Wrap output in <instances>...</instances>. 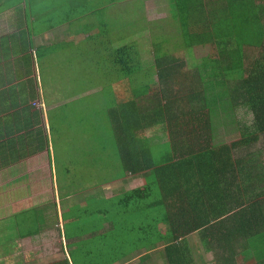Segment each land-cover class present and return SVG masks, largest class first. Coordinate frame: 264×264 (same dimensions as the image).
<instances>
[{"label": "trees", "instance_id": "trees-1", "mask_svg": "<svg viewBox=\"0 0 264 264\" xmlns=\"http://www.w3.org/2000/svg\"><path fill=\"white\" fill-rule=\"evenodd\" d=\"M123 2L44 0L38 7L37 0H0V177L41 152V139L48 143L44 128L33 130L41 122L36 104L44 98L34 61L46 71L42 85L66 94V102L49 111V136L70 129L75 105L97 123L90 140L97 143L106 131L117 148L99 173L112 180L92 186L94 177L72 188L68 163L56 156L51 199L0 218V258L57 224L66 248L64 259L52 264H100L127 245L154 239L160 229L166 235L151 246L158 264H197L196 248L210 256L205 264H264V0H167L165 28L148 23L147 3L107 17ZM144 32L152 55L147 62L136 38ZM174 35L187 49L211 44L217 59L170 57L162 49ZM72 37H82L88 58L94 57L84 70L88 82L70 78L68 87L64 64L52 65L51 58ZM120 82L127 84L124 98L114 87ZM16 116L26 120L22 126ZM126 176L143 184L103 195ZM84 195L86 204L73 202Z\"/></svg>", "mask_w": 264, "mask_h": 264}, {"label": "rangeland", "instance_id": "rangeland-1", "mask_svg": "<svg viewBox=\"0 0 264 264\" xmlns=\"http://www.w3.org/2000/svg\"><path fill=\"white\" fill-rule=\"evenodd\" d=\"M130 2V3H128ZM128 3V4H125ZM147 3V5H146ZM44 4V0H37V6L40 7ZM122 5V6H121ZM121 5L116 6L115 8L111 9L107 13L108 16H115L116 14H120L121 12L128 11L129 9H135L140 7H145L144 9V17L148 21V23H153V25H161L165 28L164 20L168 18L167 10V0H126ZM5 19H9L6 18ZM100 20V18L98 19ZM5 24L2 20H0V25ZM150 27H152L149 24ZM76 27H72V31L75 30ZM172 32L171 29L168 30ZM151 33V32H150ZM154 31H152V34ZM147 32L140 33L136 35L138 43L141 49V60L143 62H147L152 59V55H150V50H147L146 47L148 46V42H146L143 38H146L147 41ZM60 37L61 35L58 34ZM55 37L52 36L51 40H54ZM64 40V37L61 38ZM151 40V39H150ZM73 43V44H70ZM87 42L83 40L82 37H72L71 40L69 39L68 43L64 46L60 44L57 46L56 51L53 53L51 60L53 61L52 65L59 67L61 64H64L65 68L63 70V78H66L69 81L68 87H70L71 81L70 78L76 80L78 83H86L88 82L89 74L84 72V70L88 67L87 63L91 61L94 55H91L88 58L86 54L87 49ZM162 51L172 58L179 59L184 63H205L208 62L210 59H217L216 54L214 53V47L210 44L206 47H197L194 49H187L181 42V39L174 35L168 42V44L163 45ZM97 55H99L97 53ZM94 59H97L96 57ZM54 72V71H53ZM96 72V71H92ZM56 77L58 74H55ZM73 84V83H72ZM46 85H44L42 90V84L40 86L42 94L44 98L42 101L37 103V109L39 106H53L59 100L56 94H53L46 89ZM119 98H124L123 95L126 93L127 84L120 82L119 85L114 86ZM47 93H51L52 96H56L57 98L54 100L46 101L48 98ZM65 91L62 89L60 95H63ZM47 95V97H45ZM144 97V96H143ZM73 108L74 113L77 117L73 118L71 125L69 126L68 123H63V125L69 126V130L67 132H57L52 134V147L54 149L55 156H58V159L61 158V164L65 165L68 163L70 165V169L72 171V181L73 187L78 186L82 183L87 184V179L90 177H94L97 181L92 182L89 186L96 185L97 183H102V179L105 178L111 179L112 177H105L107 175V171L104 175H99L101 172V168L103 166L109 165L112 163L113 160L116 158L117 155V148L114 146L112 142L113 137L109 135L106 131H100L98 135L100 138L97 140V143H94V140H90L89 133H91V126L96 125L97 123L92 120L91 116H88L85 120V115L81 111L76 110V106H71ZM83 114V116H82ZM246 117L251 118V116L247 115ZM85 120V122H84ZM68 135V136H67ZM109 138L110 142H107ZM73 138L75 139V144L73 143ZM61 140H67L68 143H62L60 149H58V144ZM259 150L262 149L263 144L258 142ZM104 149H110L113 153L112 156L105 152ZM89 155L94 157V160L89 159ZM70 160V161H65ZM108 161V162H107ZM27 164L32 166V169L35 172H39L36 175L35 181L42 180L44 183H40L39 188L35 187L32 192L36 197H47L51 193V184L49 181L48 171L40 172L43 169H47V157L43 155L40 159H34L31 161H26ZM114 174L113 171H111ZM47 176H44V175ZM86 180V181H85ZM22 183L14 182H1L0 181V194L5 192V197L0 196V207L3 204H9V208L0 209V218L5 217L7 214H12L17 210V204L23 200L29 193H25L24 191L21 192L20 195L17 197V204L14 205L15 197L10 195L15 193L11 192V188ZM88 188V187H87ZM30 196V195H29ZM82 197V196H81ZM90 199L84 195V203L86 204ZM16 203V202H15ZM3 210V211H2ZM61 225V221L59 222ZM41 235L40 238H38ZM37 237L38 239H29L23 240L21 242H17L13 251H11L5 258H0V264H33L31 261V257H34V263H44V264H52V262H57V258L60 257L61 251L60 248L57 246H63L65 241L62 239L61 235L58 233V229L54 232H47L44 231L40 233ZM161 235H166L164 230H161L159 235H157L153 240L159 241ZM54 259L56 261H54ZM152 263V262H150Z\"/></svg>", "mask_w": 264, "mask_h": 264}, {"label": "crops", "instance_id": "crops-1", "mask_svg": "<svg viewBox=\"0 0 264 264\" xmlns=\"http://www.w3.org/2000/svg\"><path fill=\"white\" fill-rule=\"evenodd\" d=\"M42 61H45V60H42ZM3 62H6V61H3ZM35 74H36V79H37V89H39V91L41 90L40 86H41V81H46L47 79V74H46V71H40V69L38 68L39 66V62H35ZM43 87L44 85H42V90H43ZM46 89H49V91L53 94H56L59 98V100L55 103V105L53 106H39V110H40V113H41V122L37 125H34L33 126V130H42V128H44V131L45 133L47 134V138H48V143L44 140L41 139V141H39L38 143V148L39 149H42L41 152H37L31 156H27L26 158H22L19 163L16 165V166H13L12 168V171H7L5 173V176L6 178H1L0 177V181L1 182H18V183H22L20 185H17L15 187H12L11 189V192L9 193H15L14 194H10L12 196L15 197V201H14V205L15 206L17 204V197L18 195L21 194L22 191H24L25 193H29V195H27L25 198H23V200L21 202H19L17 204V210L16 212L12 213V214H7L5 217H9L15 213H18L20 212L21 210L23 209H28L34 205H37L39 203H43L45 201H48L49 199H51V196H52V193L54 190H56V181L55 179L53 178L54 176H56V166L54 164V158L56 157L55 154H54V149L52 147V144L50 142V138H51V135L49 136V133H48V130H49V127H50V124H49V111L50 109H55L57 108L60 104L66 102L67 99H64V97H66V94L64 95H60L58 93V89L55 88V87H51V86H47ZM42 92V91H40ZM51 93H47L48 95V98H46V101L48 100H54L56 99L57 97L56 96H52ZM47 95L45 97H47ZM44 96V95H43ZM39 102V101H38ZM18 109V110H17ZM13 112L17 113V112H20V109L19 107L15 108V110H12ZM26 120L22 119L21 117H18L16 116V122L19 126H22L24 124ZM64 143H68L67 140H63ZM73 143H75V139L73 138ZM62 146V144H60V146H58V149H60ZM43 155H46L47 157V169H43L42 171L40 172H44V171H48V176H49V181H50V184H51V193L43 198V197H36L32 190L35 188V187H38L40 186V183H44L42 180H39V184H38V181L36 182L35 179H36V175L39 173V172H35L33 169H32V166H30L29 164H27L26 161H31V160H34V159H40L42 158ZM67 171H71L70 169V165L69 164H66L65 165ZM44 176H47L46 174ZM141 184H143L139 179H136V178H132V177H129V176H126V178L124 179H121L119 181H117V185H113L111 187H106V188H103L102 189V192H103V195H105L106 193V197L108 198H112V197H115L117 195H120V194H125L127 193L128 191L130 190H134L135 188L139 187ZM18 193V195H17ZM2 194H5V192H2L0 194L1 197H5L6 195H2ZM92 193H90L91 195ZM81 198V197H80ZM78 199V198H74L75 200L73 201L75 204H82V202H84V198H81V199ZM58 201V204H59V200ZM16 202V203H15ZM72 204V200L66 202L65 206L68 207V205ZM9 208L10 205L9 204H3L1 205L0 209H3V208ZM3 211V210H2ZM58 213H59V216H60V210L58 208ZM5 217H1V218H5ZM55 228V229H54ZM52 228V229H46L44 231H47V232H54L57 228V224H55V227ZM163 230V229H160L157 233L159 235L160 231ZM44 231H41L40 233L44 232ZM39 233V235H40ZM37 235L35 238L38 239L41 237V235L39 236ZM39 236V237H38ZM38 237V238H37ZM34 238V239H35ZM32 239V238H31ZM29 240V239H27ZM152 241H153V237L152 238H146V239H143L140 244L137 246V247H134V244L136 243H133V244H130V245H127L125 248L117 251L113 256L111 257H108L106 259H104L103 261L100 262V264H158L159 262V259L157 258L158 254H155L153 252V249L151 248L152 246ZM197 240L194 239V237L191 238V242L194 244ZM199 242V241H198ZM17 243V242H16ZM15 243V244H16ZM14 244V245H15ZM65 243L63 246H57L60 248V251L61 249H64L65 250ZM196 259L198 261L197 264H205L206 262H209L211 260L210 256H208L207 254H204V255H200L199 254V249L196 248ZM7 256V255H6ZM139 258L142 259V262H139ZM60 259H64V256L62 255V252H61V255L59 258H57L56 260H60ZM54 259V261H56ZM152 262V263H150ZM33 264H44V263H33Z\"/></svg>", "mask_w": 264, "mask_h": 264}]
</instances>
